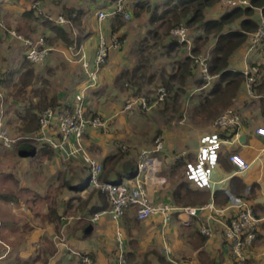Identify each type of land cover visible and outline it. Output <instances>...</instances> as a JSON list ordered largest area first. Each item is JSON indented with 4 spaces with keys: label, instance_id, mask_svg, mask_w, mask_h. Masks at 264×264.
Returning <instances> with one entry per match:
<instances>
[{
    "label": "crops",
    "instance_id": "obj_1",
    "mask_svg": "<svg viewBox=\"0 0 264 264\" xmlns=\"http://www.w3.org/2000/svg\"><path fill=\"white\" fill-rule=\"evenodd\" d=\"M35 1L0 0V16L9 26L13 24L10 28L22 34L21 39L8 36L6 32H0V42L9 43L5 54L7 57L15 55V59L11 61L13 63L7 60L6 67L0 70V80L7 81L0 83V121L7 130L10 129L8 130L10 134H13L8 126L9 116L13 114L21 131L23 117L27 110L39 102L35 95L36 90L43 91L49 101L57 99L58 112L74 106L77 103L76 97L82 95L85 98L86 110L106 122L105 129L89 128L87 130L83 149L104 166L101 180L109 171L108 179L111 182L120 178H123V181L128 180L127 175L132 167L137 172L139 154L151 149L156 143L155 141L152 145L144 139L149 135L150 130L142 128L143 119L137 117L147 116V110H143L138 105L127 109L128 103L133 99L140 97L147 99L146 94H148L143 92L147 91V88H142L139 83L137 84L140 88H133H137L138 93H143L140 96L132 97L133 88H126L128 85L126 79L134 72L141 71L143 60L147 63L150 61L149 58L141 59L142 64L138 62L135 67V58L131 54L129 42L134 39V27L138 26L133 23L144 20L145 22L141 25L153 27V30L147 32L148 35L159 39L161 46L166 47L168 55L179 51L174 60L172 72L166 74L163 87L170 95L174 92L175 97L179 91L192 90V96L197 94L198 98V100L193 99L192 96L179 98L181 103L179 110L184 111L185 108H189L188 106L194 108L190 117L192 122L183 124L185 117L180 122L183 125L176 132L161 128L156 130L157 137L164 141V149L160 154L150 157L146 163V184L151 200L183 207L175 203L174 192L178 184L186 180L184 179L185 165L175 168L176 163L178 160L188 162L195 158L197 153L188 147L192 133L198 135V142L204 136L216 133L213 126L215 121L205 122L197 113L215 80L206 85L201 78L198 66L194 76L189 77L185 84L174 77L178 74L180 65L188 57L193 59L197 57L193 56L192 52L195 49V38L202 34V29L192 34L194 37L192 48L181 44L174 48L167 45L175 39L171 34L172 30L169 34L166 33L161 17L167 11L173 10L178 0H130L128 7L132 19L124 21L121 18L124 26L117 33H113L115 18L99 21L96 15L99 11L110 9L109 0H44L45 3L42 1L39 12L55 22L60 16H64V8L82 11L80 26L72 24L74 35L71 38L75 40V44L69 46L58 39L53 31L44 27L40 21L24 17L22 24L18 22L19 25H17L13 22L16 15L23 16L26 11L31 10ZM231 9L222 0L220 5L208 8L205 11V17L207 20L219 19ZM256 13L257 20L261 22L264 16L262 10H257ZM131 21L134 22L127 25ZM233 28L237 29L238 25ZM101 36L109 45L115 37L122 42V45L119 49H110L108 61L101 70L99 81L96 86L91 87L80 59L84 57L90 62L97 52ZM23 39L34 41L43 39L49 51L42 64L34 65L37 78L27 89L25 99L23 97L16 99L15 84L19 79L18 71L21 70L25 55L24 42H20ZM74 46L76 49L72 51ZM214 46L215 41L211 39L204 53L211 51ZM249 46L247 42L235 52L230 61L233 70L244 72L248 66H264V43L259 44L253 52L249 50ZM16 49H20L18 55L12 51ZM145 65L143 66L146 67ZM12 73L18 74L10 80ZM165 82L172 85V91L165 86ZM256 96L257 98H254L249 93L245 83L230 108L241 115V125L235 129L234 138L223 146L222 160L220 158L219 165L213 173V188L199 190L190 183L196 191L210 192L209 203L214 202L218 207H225L222 206L224 200L221 193L229 196L232 194L230 188L233 186L235 192L244 197L253 208L260 223L257 228V240L245 261L247 264H264V138L256 134L257 128L264 127V92L256 89ZM11 104L13 111L8 112V106ZM138 110L140 114L137 113ZM180 117L182 118L183 115L180 114ZM11 135L10 137L17 142L21 139L37 140L41 137V133L28 136L22 132V136L18 138ZM46 139L60 141V130L56 119L46 132ZM47 140L42 142L51 146ZM17 142L8 149H15L19 163L31 165L35 161L43 165L44 172H41V168L34 169V178L29 182L18 175L19 172L0 170V173L12 176L0 178V195L7 194L10 197L9 200L0 199V213L7 217L6 221L0 220L2 231L0 238L5 242L0 243L4 250L6 249L4 256L0 258V264H82V255L89 256L92 264H116L115 254L119 232L124 236L129 264H203L201 252L206 253L215 264H243L238 261L232 244L224 236V225L214 221L208 222L209 214L195 219L191 226H183L181 220H187V216L176 213L166 231L162 230L160 216H151L139 221L134 210L128 211L118 221L105 215L97 222H91L90 211L93 207L102 205L103 202L97 194L93 193V189L87 187L88 165L83 152L78 151L74 138L63 150H53L50 155L38 152L34 157L29 158L20 155ZM121 146L125 149H121ZM231 154L242 156L251 164V168L244 173H239L228 160ZM235 178L239 179L233 182ZM22 190L27 191L29 196H22ZM216 192L220 193V200H216L217 202L215 201ZM37 205L42 209H39ZM78 216L80 219L77 220ZM205 224H209L213 229V236L202 243L198 233H201V226Z\"/></svg>",
    "mask_w": 264,
    "mask_h": 264
},
{
    "label": "built area",
    "instance_id": "obj_2",
    "mask_svg": "<svg viewBox=\"0 0 264 264\" xmlns=\"http://www.w3.org/2000/svg\"><path fill=\"white\" fill-rule=\"evenodd\" d=\"M130 0H109L110 9L99 11L96 15L99 21H105L115 16H120L122 20L129 21L132 15L129 12ZM228 8L249 6L250 0H223ZM41 3L37 1L33 5V9L40 11ZM57 24L63 28H68L70 22L60 16L56 20ZM0 27L3 24L0 20ZM172 36L181 45L192 48L194 37L189 28L185 24H179L171 31ZM16 35V33H14ZM21 38V37H20ZM22 39V38H21ZM25 45V56L34 65L42 64L48 54L44 40L34 41L31 39H23ZM264 43V16L261 19L258 30L250 35L249 50L253 52L259 44ZM122 42L118 38H113L111 45L101 36L96 52L94 64L84 57L80 60L83 69L90 80V86L94 87L99 81L101 70L106 65L110 49L121 48ZM76 46L72 47L75 51ZM79 54V53H78ZM196 65L200 69L201 78L206 85L217 78L209 73L208 61L210 59V51H206L197 57H194ZM260 67L256 65L248 66L244 70L247 78V88L254 98L256 96L255 84L260 74ZM168 97V90L160 87L157 90L155 100L149 102L146 98L140 97L133 99L128 103L127 109L134 105L140 106L143 110H151L153 107L164 102ZM77 103L72 108H66L59 112L53 108H48L41 114V137L37 141L42 142L46 139V132L52 127L54 120L58 121L60 130V141H48L55 150H63L70 140L74 138L78 151L83 152L89 169V186L91 189L101 190L107 195L108 208L90 216L91 222H97L102 216L109 215L113 220H120L128 211L134 210L135 216L139 221H143L151 216H160L162 218V230L166 231L173 221L174 215L185 214L187 220H181L183 226H191L195 219L200 218L204 214H209L207 221H214L224 225V236L232 244L233 252L239 262L244 263L248 258L251 247L257 240V228L260 220L256 217L253 208L249 203L241 197L229 194V204L225 207H218L214 202L207 205L197 207H177L164 202H153L146 184V163L152 156L163 152L164 141L158 138L155 145L149 149L142 151L138 156L137 172L131 181H125L122 184H113L103 182L101 175L104 171L102 164L88 155L83 149V140L89 128H106V122L100 117H92L87 115L85 106V98L82 95L76 97ZM241 125V115L228 109L213 124L216 133L204 136L200 141V146L196 154L195 160L188 161L184 176L195 188L199 190H211L214 186L213 173L219 165L220 155L223 146L228 144L229 139H222L219 135L220 131L237 129ZM256 134L264 138V127L256 129ZM17 140L10 137L8 130L0 121V143L5 147L11 148L16 144ZM230 163L236 167L239 173H244L251 168L248 163L239 154H231ZM80 219V216L76 218ZM200 232L209 237L213 236V229L208 225L201 226ZM167 252V251H166ZM82 264H92L89 256H82ZM116 264H129L127 258L126 245L124 236L121 232L117 234V252L115 254Z\"/></svg>",
    "mask_w": 264,
    "mask_h": 264
},
{
    "label": "trees",
    "instance_id": "obj_3",
    "mask_svg": "<svg viewBox=\"0 0 264 264\" xmlns=\"http://www.w3.org/2000/svg\"><path fill=\"white\" fill-rule=\"evenodd\" d=\"M222 0H178V3L175 5L174 9L167 11L161 17L163 20V25L165 26V31L167 34L170 33L179 23L185 24L188 28H196V30L202 29V34L196 36L195 38V49L193 50V56H199L204 53L205 47L208 45L211 39H214L215 46L210 51V59L208 61L209 73L212 76H217L214 79V84L208 92L204 103L201 106V109L197 112L198 115L203 118L205 122L216 121L225 111L230 109L235 98L238 96L241 87L247 82V78L243 71L233 70L230 66V61L235 52H237L241 47H243L247 42H249L250 35L255 33L260 27V22L257 20L256 11L262 10L264 15V0H250L249 6L234 7L230 11H227L219 19L207 20L205 17V11L208 8L220 5ZM63 15L66 20L71 24L68 28H63L57 24V22L51 20L49 17L41 14L37 9H31L26 11L23 16L29 20L40 21L41 24L53 31L57 38L65 42L67 45L71 46L75 44V40H72L73 37V25L80 26V19L83 15L82 11L73 9V8H64ZM115 23L113 25V33H117L124 26V22L121 20L120 16H115ZM154 20V18H153ZM73 24V25H72ZM235 25H238V28H233ZM166 34V35H167ZM170 48H174L179 45L177 40L173 41L170 44H167ZM180 70L178 74L174 77L178 78L182 84L187 82L189 77L194 76V71L197 69L195 59L188 57L183 64L180 65ZM260 74L257 77L255 84V90L260 89L261 92H264V66L260 67ZM19 79L17 81L16 88L17 91L14 97L17 99L23 97L25 99L27 94V89L33 85L34 81L37 78L36 69L34 64L31 63L26 56L24 55L23 63L21 70L18 71ZM18 73H12L10 80ZM9 80V81H10ZM128 81L127 87H138V84L134 82V74L130 75L126 79ZM203 80V79H202ZM172 81V80H171ZM204 81V80H203ZM7 82L5 79L0 80V83ZM205 82V81H204ZM203 83V82H202ZM165 86L172 91V85L168 82H165ZM140 91V90H139ZM36 98L39 102L27 110L26 115L23 117V129L22 132L25 134L33 135L41 133V114L48 108H53L58 110L59 104L57 99L48 100L46 94L43 91H35ZM148 101H154L155 97L150 99L147 97ZM163 103V102H162ZM72 108V107H70ZM88 116L96 117V114L86 111ZM232 130V131H231ZM236 130H223L219 132V135L222 139H233L235 136ZM41 147V148H39ZM17 148L22 157L29 158L34 157L36 153L40 152L43 155L52 154L53 149L45 142H38L35 139H21L17 142ZM125 149L124 146L120 147ZM222 155L220 158L222 160ZM229 160V159H228ZM224 161V159H223ZM187 162L178 160L175 168H181L186 166ZM104 167V166H103ZM130 172L127 175L126 181H131L136 172L132 167ZM103 177V181L113 184H122L123 178L116 180L114 182L109 181L108 175ZM12 177L9 174L0 173V178ZM184 179L185 176H184ZM239 178L233 179V182L238 181ZM87 187L89 186V178L87 181ZM94 194H97L101 198L103 204L99 207H93L90 211L91 215H94L102 210L108 208L107 204V195L101 190L93 189ZM232 195L236 197H241L238 193L235 192L234 187L230 188ZM215 201L220 200V193L216 192ZM221 197L224 202L222 206H227L229 204V196L221 193ZM7 194L0 195V199L9 200ZM245 199V198H244ZM174 201L176 204L188 207V206H201L209 203L211 201L210 192L196 191L194 190L190 182L187 180L181 181L175 192H174ZM216 201V202H217ZM7 217L5 214L0 213V220L6 221ZM199 238L202 243L207 241V236L198 233ZM6 249L0 246V258L5 254ZM84 256V255H82ZM81 256V258H82ZM128 258V257H127ZM201 261L203 264H215L206 253L201 252ZM247 264V262L243 263Z\"/></svg>",
    "mask_w": 264,
    "mask_h": 264
},
{
    "label": "rangeland",
    "instance_id": "obj_4",
    "mask_svg": "<svg viewBox=\"0 0 264 264\" xmlns=\"http://www.w3.org/2000/svg\"><path fill=\"white\" fill-rule=\"evenodd\" d=\"M37 1L41 2V5H42V1L44 2V0H36L35 2H33V5ZM209 12L211 13L212 11L209 10ZM15 17L16 18L14 19L13 22H15V24L17 25H19L18 22L22 24V22L25 20L24 16H21L20 14L16 15ZM0 20L3 24V27H0V32H6L8 36L22 38V34L20 32L10 28V26H12L13 24L9 26L8 24H6V21L2 19L1 16H0ZM133 22L134 21H131L127 25H131ZM143 22L145 21L138 20L137 22L135 21V23H133L138 26L134 27L135 28L133 30L134 39H132V41L130 40L129 42H130V47H131V54L135 58L134 59L135 67L137 66L138 62L142 64L141 59H145V58L150 59L149 63L143 60V65L147 64L145 65L146 67L142 65L141 71L134 72L133 74H134V82L139 83V85L142 86V88H147V91L144 90L143 92L148 93L146 94L147 97L152 99L156 96L157 90L160 87L164 86V81H166V77H167L166 74L172 72L174 60H176L177 52L179 51L172 52V54L168 55L166 53V47L161 46V41L159 39H154V36L148 35L147 32H149V30H153V27L152 28L148 26L144 27L143 25H141L143 24ZM189 30L190 32H192L193 35L200 32L199 30H196V28H189ZM14 33H16V35H14ZM20 42H23V41H20ZM8 45H9L8 42H3V41L0 42V70L4 69V66L6 67L7 60L11 62L12 60L15 59V55H9L7 57V55L5 54L7 52ZM12 51L16 52V55H18L20 49H16ZM95 57H96V54L90 60L91 65L94 64ZM130 87L133 88L131 85ZM132 90H133L132 97H137L143 94L141 92L138 93L137 88L135 89L133 88ZM172 93L173 94L171 95L168 94L169 98L167 97L168 99H166L168 101L165 100L166 102L164 101L165 102L164 104L162 105L159 104L155 108L153 107L152 110H150L149 112L147 111V116H141V115L137 116L138 118L143 119V121L141 122L143 123L142 128H144L145 130L149 128L150 130V132L148 133L149 135L146 138H144L146 139V141H148L149 144L153 145L154 142L157 141L158 138H160V137H157L158 135H156L157 133L156 130H158L159 128H161L162 130L166 129V130L176 132L177 130L180 129V126H182L183 124L192 122L190 121V117H191V114L194 108H190L191 106H188L189 108L188 109L185 108L184 111L179 110V108L181 109V103H179L180 101L179 98L180 97L190 98L193 94L192 90H189L188 92L179 91L178 94L176 93L177 97H175L174 92ZM196 95L197 94H194L192 98L195 100H198ZM173 98H176V99H173ZM12 106H13L12 104L8 106V112L13 111ZM137 113L140 114L141 113L140 110H138ZM180 114L183 115L182 118L180 117ZM183 118H185V122L182 121L184 123L180 124ZM8 126L13 131V134L11 133L12 134L11 135L9 132L10 129H8L9 135L14 136L16 138L22 136V130L21 131L19 130V123L15 120L13 114L9 116ZM197 136L198 135H196L195 133H192L189 137L190 141L188 144V147L196 153L198 152V148L200 146V141L198 142ZM193 160H195V158ZM19 161L20 160L15 152V149H8L2 143H0V170H4V171L11 170V171L19 172L18 175H21L24 179H27V181L29 182L34 178V172H33L34 169L38 170L41 168L42 169L41 172H44L43 165L41 166L35 161H33L31 165H24V164H21V162L19 163ZM10 184L12 185V183ZM21 194L22 196H25V197H27V195L29 196L27 191L22 190ZM37 206L39 208V205ZM39 209H42V208H39ZM1 232L2 231L0 230V235H1ZM0 242L5 243L1 238H0ZM1 243H0V246H2Z\"/></svg>",
    "mask_w": 264,
    "mask_h": 264
}]
</instances>
